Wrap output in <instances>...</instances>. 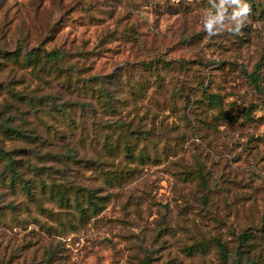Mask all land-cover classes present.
Returning <instances> with one entry per match:
<instances>
[{"label":"rangeland","instance_id":"obj_1","mask_svg":"<svg viewBox=\"0 0 264 264\" xmlns=\"http://www.w3.org/2000/svg\"><path fill=\"white\" fill-rule=\"evenodd\" d=\"M248 3L209 37V0H0V264H264Z\"/></svg>","mask_w":264,"mask_h":264},{"label":"clouds","instance_id":"obj_2","mask_svg":"<svg viewBox=\"0 0 264 264\" xmlns=\"http://www.w3.org/2000/svg\"><path fill=\"white\" fill-rule=\"evenodd\" d=\"M209 4L201 18L203 31L209 37L226 27L229 32L239 34L251 11L248 0H209Z\"/></svg>","mask_w":264,"mask_h":264},{"label":"trees","instance_id":"obj_3","mask_svg":"<svg viewBox=\"0 0 264 264\" xmlns=\"http://www.w3.org/2000/svg\"><path fill=\"white\" fill-rule=\"evenodd\" d=\"M0 129L4 130L7 133H12L13 131H11L9 129V123H4V124H0ZM0 156L6 157L8 160V169L11 171V173L15 176H17V169H16V164H17V160L14 159L5 149H3L2 147H0ZM218 247L220 249V253H221V257L222 260L224 261V263L226 262L227 258H228V254H227V250L225 248V245L222 242H218Z\"/></svg>","mask_w":264,"mask_h":264}]
</instances>
